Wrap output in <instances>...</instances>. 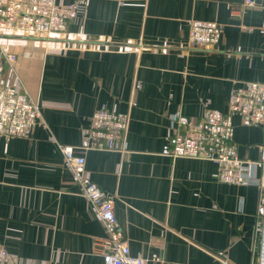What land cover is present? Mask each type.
I'll return each instance as SVG.
<instances>
[{
    "label": "crops",
    "instance_id": "1",
    "mask_svg": "<svg viewBox=\"0 0 264 264\" xmlns=\"http://www.w3.org/2000/svg\"><path fill=\"white\" fill-rule=\"evenodd\" d=\"M57 2L73 7L65 31L0 32L4 76L43 116L27 137L0 135V252L10 264H104L94 242L106 228L60 146L84 144L93 112L115 105L128 117L119 148L84 156L86 174L114 196L131 252L147 264H264L259 170L232 184L212 161L170 154L174 115L226 113L238 83L264 82V0ZM193 19L222 23L220 41L190 43ZM232 121L239 157L259 159L264 126Z\"/></svg>",
    "mask_w": 264,
    "mask_h": 264
},
{
    "label": "built area",
    "instance_id": "2",
    "mask_svg": "<svg viewBox=\"0 0 264 264\" xmlns=\"http://www.w3.org/2000/svg\"><path fill=\"white\" fill-rule=\"evenodd\" d=\"M261 0H242L247 6ZM230 9H234L229 5ZM57 0H0V32L21 31L30 35L63 32L67 27L68 11ZM189 42L198 46L216 45L223 34L224 25L217 21L193 19L189 21ZM264 31V23L262 25ZM1 53L13 66L16 55L1 47ZM241 114L247 122L264 126V82L249 80L238 83L230 96L229 111L211 110L199 122L177 113L172 118L174 157H188L212 161L217 165L221 181L246 185L256 178L264 189V140L257 160L239 157L234 141L235 128L232 114ZM38 102L29 92L11 84L0 68V135L27 137L31 128L42 123ZM128 127V117L113 105L93 112L86 127L84 144L61 145L65 161L88 200L106 228V236L94 242L104 264H147L143 256L131 252L124 228L118 222L114 209V196L106 192L86 174L85 150L118 149L119 141ZM7 252H0V264H10Z\"/></svg>",
    "mask_w": 264,
    "mask_h": 264
},
{
    "label": "rangeland",
    "instance_id": "3",
    "mask_svg": "<svg viewBox=\"0 0 264 264\" xmlns=\"http://www.w3.org/2000/svg\"><path fill=\"white\" fill-rule=\"evenodd\" d=\"M28 35H30V34H28Z\"/></svg>",
    "mask_w": 264,
    "mask_h": 264
}]
</instances>
